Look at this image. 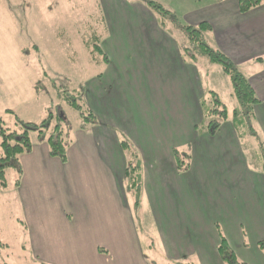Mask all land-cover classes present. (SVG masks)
I'll list each match as a JSON object with an SVG mask.
<instances>
[{"label":"crops","instance_id":"crops-1","mask_svg":"<svg viewBox=\"0 0 264 264\" xmlns=\"http://www.w3.org/2000/svg\"><path fill=\"white\" fill-rule=\"evenodd\" d=\"M103 1L106 70L86 87L96 123L69 131L65 163L50 157L36 134L30 152L19 157L17 196L33 261L154 264L136 233L130 189L135 217L139 211L159 237L157 246H147L154 256L227 264L218 252L223 238L239 262L252 263L264 241V161L253 168L248 156L261 147L264 154V4L240 14L237 0H199L180 11L184 24L210 26L209 46L239 70L258 100L248 116L235 119L232 95L226 120L210 135L201 102L216 91L215 76L226 75L208 61L185 60L173 35L151 18L148 24L141 6L116 0L113 17L111 0ZM32 2L0 0V38L11 37L9 48L22 24L28 33L30 21L41 23L37 10L29 15L38 1ZM31 86L29 96L37 99ZM8 112L0 107V117ZM130 166L135 186L127 182Z\"/></svg>","mask_w":264,"mask_h":264},{"label":"rangeland","instance_id":"rangeland-1","mask_svg":"<svg viewBox=\"0 0 264 264\" xmlns=\"http://www.w3.org/2000/svg\"><path fill=\"white\" fill-rule=\"evenodd\" d=\"M32 1L38 2L33 6V9L30 6L29 15L36 16L35 10H37L41 23L34 24L30 21L28 33L26 30L24 31L25 24H22L24 26L22 32L19 31L16 38H13V48L7 46V43L11 42L10 36L6 35L5 38H0V43L6 45L4 49H0V107L5 106L11 111V113H4L0 117V126L4 129L18 130V126L15 124L17 121L39 125L51 116L50 126L60 123L71 131L86 122L82 117L85 116L87 119L86 115L89 112L88 104L86 105L88 83L94 81L93 79L106 70L104 54L101 52L104 40L100 38L105 35L107 9L103 0H28L30 5ZM118 1L128 5L141 6L147 23L152 24L151 19H153V21H157L161 29L172 34L183 56L182 47L187 45V41L178 30L184 24L180 11L188 7H195L199 0ZM148 1L161 5L170 15H158L147 5ZM110 2L112 6L109 8V13H112L113 8L111 7L116 6V0ZM122 3L119 4L120 8L123 7ZM128 11L130 9H125L122 15L128 16ZM205 43L209 45L207 39ZM191 48L198 52L196 48ZM183 58L185 57L183 56ZM197 59H199L198 61H208L203 56H197ZM185 60L190 61L188 58ZM25 66L26 69H24ZM215 69L219 68L216 66ZM220 78L218 80L215 76L213 87L218 95L215 92L214 94L229 113L233 106L231 86L228 79L226 80V76H220ZM204 81L203 77L200 78L201 83ZM207 83L209 84V81ZM31 84L39 91L37 99L29 96ZM110 91V87L106 89V92ZM6 92L8 95H5ZM205 94L204 101L201 102L204 111L203 125L215 119L205 115L207 108H212L210 92ZM1 97L5 99V102H1ZM30 98H32L31 102L23 103L24 100ZM19 99L23 101L20 102ZM205 99L207 100L205 101ZM73 101L77 104L78 109L72 107ZM245 121L242 120L243 125ZM246 131L248 132V129ZM248 134L253 136L252 132H248ZM32 137L38 139L33 134ZM249 139L251 141V137ZM258 150L254 153L256 155H252L250 151L248 153L253 168L260 167L264 161L262 147ZM180 162H183L181 157ZM129 169L134 170L135 168L130 166ZM19 179L18 170L9 167L6 170L3 184L0 186V264H38L33 261L30 253L23 214L17 196ZM127 182L126 190L129 183ZM130 193V189H128L127 197L144 256L149 260L151 258L154 264H186L183 261L169 262L164 258L162 252L157 253V256L153 255L152 250L147 246L151 243L157 246L159 237L152 228L144 227L143 217L139 211L138 216L135 217ZM145 235H148L149 240ZM189 259L191 262L195 260L194 257H189ZM250 264H264V249L259 250L258 256H253V262Z\"/></svg>","mask_w":264,"mask_h":264},{"label":"trees","instance_id":"trees-1","mask_svg":"<svg viewBox=\"0 0 264 264\" xmlns=\"http://www.w3.org/2000/svg\"><path fill=\"white\" fill-rule=\"evenodd\" d=\"M207 1L210 3H219L222 0ZM237 3L239 13L245 14L264 4V0H237ZM147 5L158 15H170L169 12L164 10L159 4L148 1ZM178 30L187 41V45L182 47L183 56L192 62L197 60V56H203L207 58L210 64L218 66L222 73L228 77L233 98L237 102V108L233 112L235 119L238 117L244 118L245 116H248L251 108L258 103V100L247 79L226 58V56H224V54L220 51L212 49L207 43H205L206 35L211 31L210 26L206 23H201L194 27L183 24ZM190 45L191 47L196 48L198 52L192 50ZM97 49L99 51L98 46ZM210 95L212 108H207L205 115H207L208 118H215L210 120L207 124L209 134L213 135L218 130L221 123L226 120L227 111L214 93H210ZM72 107L74 109H78V106L74 101L72 102ZM86 116L87 119L85 116L82 117V119L84 121L86 120V122L80 125L81 129L88 128L96 123V118L93 114L88 112ZM50 117L39 125L17 121L15 124L18 126V130L4 129L0 126V186L3 184L5 179L6 170L9 167L19 170V157L22 154L30 152L32 148L31 134H36L38 138H41V140L46 143L50 157L57 158L61 163L66 162V149L69 144V129L67 126L61 125L60 123H55L53 126H50ZM121 146L126 151L128 150L125 143L122 142ZM179 169L183 170L181 165H179ZM262 171L264 174V164ZM126 178L132 186L136 185L135 176L129 168H126ZM258 247L259 249H264V241H260L258 243ZM218 252L220 253L222 260L227 264H243L239 262L235 255L230 251L223 238H221Z\"/></svg>","mask_w":264,"mask_h":264}]
</instances>
